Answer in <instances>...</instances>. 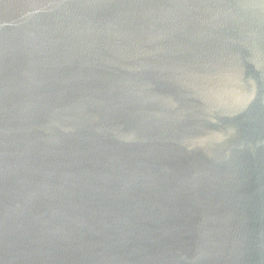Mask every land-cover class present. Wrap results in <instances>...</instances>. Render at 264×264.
I'll list each match as a JSON object with an SVG mask.
<instances>
[{
    "label": "water",
    "instance_id": "obj_1",
    "mask_svg": "<svg viewBox=\"0 0 264 264\" xmlns=\"http://www.w3.org/2000/svg\"><path fill=\"white\" fill-rule=\"evenodd\" d=\"M0 264H264V0H0Z\"/></svg>",
    "mask_w": 264,
    "mask_h": 264
}]
</instances>
